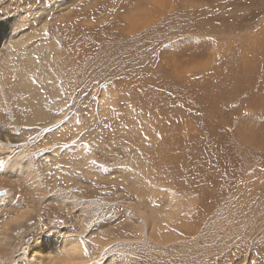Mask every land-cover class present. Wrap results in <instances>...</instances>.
Masks as SVG:
<instances>
[{
	"label": "rangeland",
	"instance_id": "rangeland-1",
	"mask_svg": "<svg viewBox=\"0 0 264 264\" xmlns=\"http://www.w3.org/2000/svg\"><path fill=\"white\" fill-rule=\"evenodd\" d=\"M23 17L28 100L56 105L68 172L94 161L69 189L133 238L111 264H264V0H0Z\"/></svg>",
	"mask_w": 264,
	"mask_h": 264
},
{
	"label": "bare ground",
	"instance_id": "bare-ground-1",
	"mask_svg": "<svg viewBox=\"0 0 264 264\" xmlns=\"http://www.w3.org/2000/svg\"><path fill=\"white\" fill-rule=\"evenodd\" d=\"M19 19L9 18L0 23V264H111L109 245L133 238L124 230L114 232L110 228H100L104 222L94 229L91 203L80 199L77 194L80 191L69 189L70 185H77L74 168L85 173L83 182L93 180L92 154L67 162L71 167L68 172L65 164L67 151L63 148L66 137L62 130L55 129L56 118H60L54 114L56 105L45 106L42 100L33 105L28 100V72L14 64L11 52L25 43L35 44L36 41L34 37H11L13 31L24 27L30 20L26 17ZM53 41L58 45L56 37ZM41 46L45 47V44L42 42ZM32 61L36 62L30 59L29 64H33ZM4 87H9L10 91L3 92ZM14 88L22 93L18 115L13 114L10 106ZM76 139H81L77 133ZM140 228L137 229L139 232ZM150 229L148 238L151 242L159 232L155 221ZM116 264L128 262L120 257Z\"/></svg>",
	"mask_w": 264,
	"mask_h": 264
}]
</instances>
